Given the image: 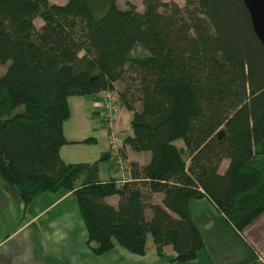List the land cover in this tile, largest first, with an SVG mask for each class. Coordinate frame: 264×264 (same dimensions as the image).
Masks as SVG:
<instances>
[{
  "label": "trees",
  "instance_id": "trees-1",
  "mask_svg": "<svg viewBox=\"0 0 264 264\" xmlns=\"http://www.w3.org/2000/svg\"><path fill=\"white\" fill-rule=\"evenodd\" d=\"M142 3L139 11L117 0H0V65L9 62L0 177L24 206L72 192L96 255L115 244L142 255L151 235L158 254L171 245L186 262L204 245L192 199H210L238 230L264 212V46L242 0ZM106 90L132 113L124 148L150 153L144 165L129 162L122 184L99 177L108 151L93 162L60 157L68 98ZM112 195L116 206L105 201Z\"/></svg>",
  "mask_w": 264,
  "mask_h": 264
},
{
  "label": "crops",
  "instance_id": "crops-1",
  "mask_svg": "<svg viewBox=\"0 0 264 264\" xmlns=\"http://www.w3.org/2000/svg\"><path fill=\"white\" fill-rule=\"evenodd\" d=\"M89 97L98 101V109L91 107V115L99 116V95ZM80 104L82 102L78 101L77 105ZM63 132L68 143L60 148V157L66 163L93 162L102 152L108 151L105 127L102 124L99 129L96 128L86 116L78 118L68 134L63 126ZM88 137L94 138V141L83 143ZM97 145H100L98 152L84 148ZM125 149L129 162L135 161L141 166L150 159V153L134 152L128 146ZM89 155L92 157L86 158ZM108 161L109 166L101 165L102 161L99 163L101 180L115 177L112 159L108 158ZM226 165L227 161L224 160L220 170L223 171ZM2 181L0 208L4 202L7 205L12 199L18 209L24 210L26 217L0 236V264H264V212L246 228L238 230L210 199H192L189 203L190 213L204 241L195 259L186 262L174 260L175 252L171 245H165L162 254H158L151 235H147L145 253L142 255L131 253L118 244L96 255L87 245L86 227L72 192H44L24 206L16 192ZM162 197V193H154L152 202L161 204ZM118 199V196L112 195L106 197L105 201L116 206ZM150 216L151 212L147 210L146 217Z\"/></svg>",
  "mask_w": 264,
  "mask_h": 264
},
{
  "label": "rangeland",
  "instance_id": "rangeland-1",
  "mask_svg": "<svg viewBox=\"0 0 264 264\" xmlns=\"http://www.w3.org/2000/svg\"><path fill=\"white\" fill-rule=\"evenodd\" d=\"M165 1H171V0H165ZM172 1L176 2L180 6L184 5V2H185V0H172ZM51 2L57 3V4H63L66 2V0H51ZM117 3H118V6L121 8H126L129 4H133L136 7V9H138L139 11H141L143 9L142 0H117ZM34 24L38 28L42 24V20L39 17H37L34 19ZM8 64H9V62H7L6 64H3V65H0V74H2L5 71ZM124 84H125V82H118L116 85L117 89L121 90V88L124 86ZM78 101L82 102V104H80V106L77 105ZM68 102H69V105L71 108V117L63 124L64 131L67 134H68V132L70 133V130L73 129L78 118H81L82 116L88 117L89 121L93 122L94 126H96V128L99 129L101 127V125H102L101 116L100 115L99 116L98 115H91V107L94 106V108L98 109V101L97 100H95V99L91 100L89 96H82V97L72 96V97L68 98ZM83 103H85V105H83ZM136 105H137V107H139L138 103ZM119 106H120V120L117 124V131H118V136L122 139L126 135V133L131 132L130 120L132 117V113L129 110L124 111L125 108L123 109L122 106L120 105V103H119ZM69 136H70V134H69ZM107 138H108V136H107ZM84 148H86L87 150L96 149V152H98L100 150V145H97L94 147H84ZM131 152H133V151H131ZM143 153L149 154V152H143ZM90 157H92V156L89 155V157H86V158H90ZM104 164L106 166H109V161L108 160L102 161L101 165H104ZM0 180H1V182H3L1 177H0ZM3 184H6V186L11 188V190H13L15 192V189L13 187H11L10 185H7V183H3ZM0 190H1V187H0ZM3 202H4V200H3ZM24 214H25L24 210L18 209V206L14 204L12 199H9V203L7 205H6V202H4V205L1 206V208H0V236L2 234H5L6 232L8 233V231L10 229H12L14 226L20 224V222L24 221L25 217H26V214L25 215Z\"/></svg>",
  "mask_w": 264,
  "mask_h": 264
},
{
  "label": "built area",
  "instance_id": "built-area-1",
  "mask_svg": "<svg viewBox=\"0 0 264 264\" xmlns=\"http://www.w3.org/2000/svg\"><path fill=\"white\" fill-rule=\"evenodd\" d=\"M100 116L108 136V152L114 165L115 179L122 184L131 179L129 161L122 139L118 136L117 124L120 120V106L116 90L100 93Z\"/></svg>",
  "mask_w": 264,
  "mask_h": 264
},
{
  "label": "water",
  "instance_id": "water-1",
  "mask_svg": "<svg viewBox=\"0 0 264 264\" xmlns=\"http://www.w3.org/2000/svg\"><path fill=\"white\" fill-rule=\"evenodd\" d=\"M248 11L252 27L264 46V0H242Z\"/></svg>",
  "mask_w": 264,
  "mask_h": 264
}]
</instances>
